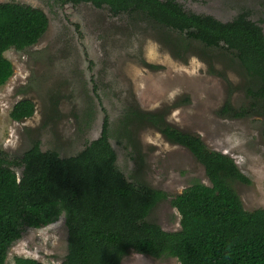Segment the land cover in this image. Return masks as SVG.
Listing matches in <instances>:
<instances>
[{"label": "rangeland", "instance_id": "374dc122", "mask_svg": "<svg viewBox=\"0 0 264 264\" xmlns=\"http://www.w3.org/2000/svg\"><path fill=\"white\" fill-rule=\"evenodd\" d=\"M175 1L187 12L223 22L247 11L264 31V0ZM9 2L40 8L48 26L34 45L4 53L13 73L0 86V150L19 157L38 142L41 151L74 156L99 136L105 118L116 168L128 181L166 193L145 220L176 231L180 216L170 199L194 181L209 182L186 148L133 116L134 111L161 109L169 125L197 134L249 178L250 184H231L245 210L264 208V102L248 96L251 78L230 53L196 45L181 48L172 41L175 34L141 14L114 16L106 6L90 3L0 0ZM21 99L31 100L35 110L30 118L14 121L9 113ZM225 100L234 108L254 102L255 109L246 117L230 118L218 112ZM66 253L61 216L45 228L25 229L9 248L5 264L16 257L58 264ZM120 264L180 263L130 250Z\"/></svg>", "mask_w": 264, "mask_h": 264}, {"label": "trees", "instance_id": "16d2710c", "mask_svg": "<svg viewBox=\"0 0 264 264\" xmlns=\"http://www.w3.org/2000/svg\"><path fill=\"white\" fill-rule=\"evenodd\" d=\"M59 1L106 6L114 16L141 14L175 34L172 41L181 48L196 45L199 50L226 51L251 78L248 96L264 102V31L247 11L223 22L187 12L175 0ZM47 26L40 8L0 3V86L13 73L5 51L34 45ZM254 109V102L234 108L225 100L218 112L242 118ZM34 110L31 100L21 99L9 115L21 121ZM133 116L171 144L186 148L204 169L209 185L194 181L170 199L180 216L179 230L166 231L145 220L166 193L128 181L116 168L104 118L99 136L74 156L61 158L55 151H41L38 142L19 157L0 150V264H5L9 248L25 229L45 228L61 216L67 253L58 264H120L130 250L153 258L174 257L180 264H264V208H243L231 184H250V180L232 158L208 148L197 134L169 125L161 109L138 110ZM124 131L130 134L126 127ZM13 264L44 263L16 257Z\"/></svg>", "mask_w": 264, "mask_h": 264}, {"label": "water", "instance_id": "95a60500", "mask_svg": "<svg viewBox=\"0 0 264 264\" xmlns=\"http://www.w3.org/2000/svg\"><path fill=\"white\" fill-rule=\"evenodd\" d=\"M120 263H121V261H120Z\"/></svg>", "mask_w": 264, "mask_h": 264}]
</instances>
